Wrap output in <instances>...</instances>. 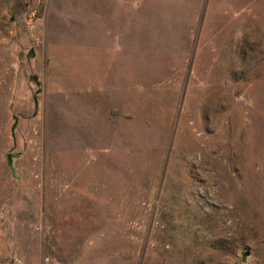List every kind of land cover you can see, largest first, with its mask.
Segmentation results:
<instances>
[{
	"label": "rangeland",
	"instance_id": "374dc122",
	"mask_svg": "<svg viewBox=\"0 0 264 264\" xmlns=\"http://www.w3.org/2000/svg\"><path fill=\"white\" fill-rule=\"evenodd\" d=\"M0 264H264V0H0Z\"/></svg>",
	"mask_w": 264,
	"mask_h": 264
},
{
	"label": "water",
	"instance_id": "95a60500",
	"mask_svg": "<svg viewBox=\"0 0 264 264\" xmlns=\"http://www.w3.org/2000/svg\"><path fill=\"white\" fill-rule=\"evenodd\" d=\"M36 106H37V103H36ZM14 119L16 120V123H17V118L14 117ZM15 127H16V124H15V125L13 126V128H12V132H13V134H14V132H15ZM7 160H8L9 166H12V156H11V155H8V156H7Z\"/></svg>",
	"mask_w": 264,
	"mask_h": 264
}]
</instances>
